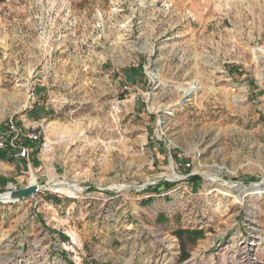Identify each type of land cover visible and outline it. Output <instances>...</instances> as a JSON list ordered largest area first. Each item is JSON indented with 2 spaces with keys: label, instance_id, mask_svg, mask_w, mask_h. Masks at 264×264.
Returning <instances> with one entry per match:
<instances>
[{
  "label": "rangeland",
  "instance_id": "374dc122",
  "mask_svg": "<svg viewBox=\"0 0 264 264\" xmlns=\"http://www.w3.org/2000/svg\"><path fill=\"white\" fill-rule=\"evenodd\" d=\"M23 117L53 150L0 157V194L41 186L0 200V264H264V195L209 191L264 182V0H0V132Z\"/></svg>",
  "mask_w": 264,
  "mask_h": 264
},
{
  "label": "bare ground",
  "instance_id": "6f19581e",
  "mask_svg": "<svg viewBox=\"0 0 264 264\" xmlns=\"http://www.w3.org/2000/svg\"><path fill=\"white\" fill-rule=\"evenodd\" d=\"M199 88L200 87H198V86H193V85L190 86V88L186 91L187 93H185L186 97L194 94ZM173 177L179 178L177 173H174ZM209 178L215 179L214 177H212L210 175H209ZM30 183H31L30 187H35V188H37V190L40 191L41 186L37 183V179H36L35 175H33V174L30 178ZM47 187L53 189L55 192H61V193L66 194V195H68V193L70 192L69 187H67V186L63 185L61 182L55 181V180L52 182H49V184H47ZM211 188L212 189L209 190L210 192L217 191L224 196L233 197L235 201L242 203V204L245 203L247 198H254V199L256 198L257 199V198L264 195V182L253 184L250 187L237 186L236 188L241 189L240 193L235 192L233 189L224 188V187H221L219 185H212ZM41 190H44V188ZM22 193H24V192L17 190L14 192H8V193L0 194V200H2V201L15 200L16 201V200L20 199V196ZM257 214H258V208L256 207L254 210H251L249 212L248 219L255 221ZM237 235L241 236L240 232H238ZM253 238H255L256 240H257V238L260 239L259 242H256V244L259 245L260 247L264 243V235L260 229H257V231H255V235L253 236Z\"/></svg>",
  "mask_w": 264,
  "mask_h": 264
},
{
  "label": "crops",
  "instance_id": "0c3cea01",
  "mask_svg": "<svg viewBox=\"0 0 264 264\" xmlns=\"http://www.w3.org/2000/svg\"><path fill=\"white\" fill-rule=\"evenodd\" d=\"M19 125H22L24 126L25 128L27 129H34L37 125L35 124V121H32L30 119V117H23V118H20L19 121H17ZM28 145L31 147H34L36 146V144L34 143H28ZM0 157L2 158H5V159H14V160H19V161H22L24 159H20L14 155H11L9 154L7 151H0ZM162 192V191H161ZM107 198H105V201H110V199H112L113 197L110 196V195H106ZM59 201L55 202L56 203V206H59L60 207V204H64L63 200H60L58 199ZM163 200L165 199H161L159 200V202H163ZM166 206H168L167 204H165ZM22 205H19V206H16V208L14 207L13 210H12V214L18 212L20 210ZM165 206V207H166ZM155 214H162L164 213V211H160L158 208L160 206L156 205L155 204ZM163 207V208H165ZM94 216V215H93ZM92 219V218H89L86 220V222H89V220ZM38 229L40 230H43L45 229L44 226H42L41 223H39V226L37 227ZM29 229V228H28ZM31 231H25L23 233V236H27L28 234L31 235L32 233H30ZM48 238L50 237V234L49 233H46ZM100 234H105L104 232L103 233H100ZM46 239V238H45ZM52 239V238H50ZM74 239V237H73ZM26 240V238H25ZM51 244V243H50ZM26 251H19L17 254H14L12 255L11 259H12V264H56V261L58 260V263L57 264H70L67 256L65 255H61L60 253H57V251H51V249H49L50 251H48V248H49V242L47 243V247L46 249H42V250H38V249H32L30 248V245L28 243H26ZM58 254L59 256L61 255L62 258L58 257ZM57 259V260H56Z\"/></svg>",
  "mask_w": 264,
  "mask_h": 264
},
{
  "label": "built area",
  "instance_id": "2783aa9c",
  "mask_svg": "<svg viewBox=\"0 0 264 264\" xmlns=\"http://www.w3.org/2000/svg\"><path fill=\"white\" fill-rule=\"evenodd\" d=\"M29 142L38 145L43 153H50L53 150L44 129H27L11 119L0 132V151H7L20 159L29 158L31 151ZM184 166L190 167L191 163L188 162Z\"/></svg>",
  "mask_w": 264,
  "mask_h": 264
},
{
  "label": "water",
  "instance_id": "95a60500",
  "mask_svg": "<svg viewBox=\"0 0 264 264\" xmlns=\"http://www.w3.org/2000/svg\"><path fill=\"white\" fill-rule=\"evenodd\" d=\"M20 191H23L24 193L21 194L20 199H26L32 195H34L36 192H38L39 190H37V188L35 187H30V185H28L27 187L24 188H20L18 189Z\"/></svg>",
  "mask_w": 264,
  "mask_h": 264
}]
</instances>
